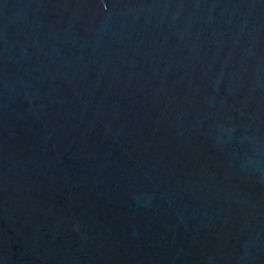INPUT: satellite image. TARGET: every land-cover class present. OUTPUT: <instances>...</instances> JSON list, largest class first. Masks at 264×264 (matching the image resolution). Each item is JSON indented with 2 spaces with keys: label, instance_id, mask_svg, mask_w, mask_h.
<instances>
[{
  "label": "water",
  "instance_id": "obj_1",
  "mask_svg": "<svg viewBox=\"0 0 264 264\" xmlns=\"http://www.w3.org/2000/svg\"><path fill=\"white\" fill-rule=\"evenodd\" d=\"M0 264H264V0H0Z\"/></svg>",
  "mask_w": 264,
  "mask_h": 264
}]
</instances>
